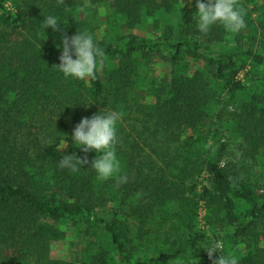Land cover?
Returning a JSON list of instances; mask_svg holds the SVG:
<instances>
[{
  "label": "trees",
  "instance_id": "trees-1",
  "mask_svg": "<svg viewBox=\"0 0 264 264\" xmlns=\"http://www.w3.org/2000/svg\"><path fill=\"white\" fill-rule=\"evenodd\" d=\"M186 1L0 0V264H212L213 241L264 264V0H240L238 33L207 34ZM85 30L104 63L65 78L62 34ZM102 109L123 113V184L57 164L85 155L73 129ZM75 242L74 260L53 255Z\"/></svg>",
  "mask_w": 264,
  "mask_h": 264
},
{
  "label": "clouds",
  "instance_id": "clouds-1",
  "mask_svg": "<svg viewBox=\"0 0 264 264\" xmlns=\"http://www.w3.org/2000/svg\"><path fill=\"white\" fill-rule=\"evenodd\" d=\"M63 3L64 0H58ZM191 2V0H189ZM196 27L200 33L207 34L211 27L220 24L231 33H238L246 27V10L240 0H196ZM58 18L54 16L45 17L42 26L44 29L51 28L53 31H60ZM73 56L75 59H73ZM105 60V51L96 42L88 31H77L75 35L62 34V52L59 56L60 63L53 65L64 75L65 78L78 80L95 79L98 66H102ZM123 113L117 111L100 110L90 118L83 117L74 127L72 140L75 146L80 147L85 153L78 157L75 153L63 155L57 163L62 169H70L78 172L83 165L91 164L96 172V179L107 181L115 178L118 185L127 182V177L119 175L121 163L116 154V145L119 142L118 122L122 120ZM226 142V141H225ZM50 146L51 141H46ZM67 148V146L65 147ZM64 148V149H65ZM231 150L239 157L241 153L232 146ZM95 151L97 155L89 161L87 153ZM212 264H238L234 256L223 254L222 244L213 241L204 247ZM220 251V256L214 258V253Z\"/></svg>",
  "mask_w": 264,
  "mask_h": 264
},
{
  "label": "rangeland",
  "instance_id": "rangeland-1",
  "mask_svg": "<svg viewBox=\"0 0 264 264\" xmlns=\"http://www.w3.org/2000/svg\"><path fill=\"white\" fill-rule=\"evenodd\" d=\"M185 4L189 7L191 5V2H189V0H188V1H186ZM106 16L107 15H104V13L101 12L100 15L97 16L96 18H98V21L101 20V21H103L105 23V22L109 21ZM110 24H112V23H110ZM121 28H122L121 31L123 30V31H126L127 33L129 32L124 25L121 26ZM103 33L104 34H109V29L107 27V23L102 25L101 32H99V34H101L102 36H103ZM155 66H156L157 71L161 74V78L162 79H164L166 77V75L169 73V71L171 69L169 63H165V62L164 63H161V62L157 63ZM204 216H205V209H204L203 206H201L200 218L199 219L201 221V225L202 226L204 225V221H203ZM59 245H61V244H57V245L53 246V255L55 253H58L61 250V248H62L63 252L65 253V255L70 260H74L76 255H77V253L81 249L80 246H79L80 245L79 242L72 243L70 246L69 245H67V246L65 245V248H63L62 245H61L62 247L59 246Z\"/></svg>",
  "mask_w": 264,
  "mask_h": 264
}]
</instances>
